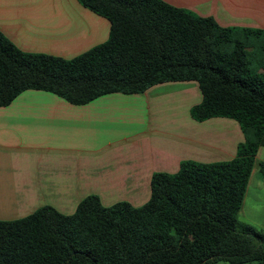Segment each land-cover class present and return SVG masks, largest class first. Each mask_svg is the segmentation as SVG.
I'll list each match as a JSON object with an SVG mask.
<instances>
[{"label": "trees", "instance_id": "obj_1", "mask_svg": "<svg viewBox=\"0 0 264 264\" xmlns=\"http://www.w3.org/2000/svg\"><path fill=\"white\" fill-rule=\"evenodd\" d=\"M78 1L110 22L108 41L65 60L23 52L0 32V108L26 90L84 105L194 81L192 118L235 120L244 141L229 161L154 173L141 207L92 195L71 215L45 206L0 220V264H264V234L238 220L264 149V31L223 28L164 0Z\"/></svg>", "mask_w": 264, "mask_h": 264}, {"label": "crops", "instance_id": "obj_2", "mask_svg": "<svg viewBox=\"0 0 264 264\" xmlns=\"http://www.w3.org/2000/svg\"><path fill=\"white\" fill-rule=\"evenodd\" d=\"M164 1L223 28L264 31V0ZM0 32L23 52L71 60L106 43L110 22L78 0H0ZM201 100L194 81L109 94L84 105L46 91L22 92L0 108V220L45 206L71 215L92 195L105 207H141L150 199L154 173H177L184 161L233 159L244 141L239 124L195 121L191 109ZM260 162L258 156L243 207L252 193L250 203L264 208ZM253 177L257 186H250Z\"/></svg>", "mask_w": 264, "mask_h": 264}, {"label": "rangeland", "instance_id": "obj_3", "mask_svg": "<svg viewBox=\"0 0 264 264\" xmlns=\"http://www.w3.org/2000/svg\"><path fill=\"white\" fill-rule=\"evenodd\" d=\"M262 57L264 56V52L258 51V53L255 55V57ZM257 57V58H258ZM259 158H264V149L260 155H258ZM258 179L256 177L252 178L251 185L250 186H257ZM252 192V191H251ZM252 196V193H250V197L247 199L245 206L242 205V210L244 208V214L240 216V213L238 215V220L241 224H247L251 225L254 228H256L258 231L264 234V208L261 209L259 206L250 203V198ZM248 216V217H247ZM247 217V218H246ZM264 246V244H263ZM260 264L259 262H250L245 264ZM219 264H228L225 262H220Z\"/></svg>", "mask_w": 264, "mask_h": 264}]
</instances>
